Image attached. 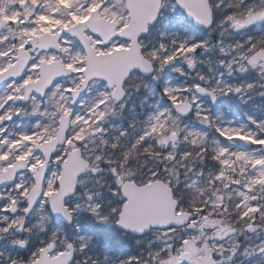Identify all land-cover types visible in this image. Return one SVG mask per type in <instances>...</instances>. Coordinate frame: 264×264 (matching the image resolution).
<instances>
[{
	"label": "rangeland",
	"instance_id": "1",
	"mask_svg": "<svg viewBox=\"0 0 264 264\" xmlns=\"http://www.w3.org/2000/svg\"><path fill=\"white\" fill-rule=\"evenodd\" d=\"M208 2L213 25L203 29L192 25L174 0H162L156 22L138 39L153 73L132 70L117 104L101 79L90 80L81 99L71 104L69 91L78 85L84 63L77 39L63 35L58 51L31 50L28 41L81 21L94 8L123 26L128 20L123 0H0V20L5 21L0 61L9 57L0 71L14 62L19 46L30 55V75L24 78V70L10 79L11 88L0 87V172L15 158L35 168L42 155L34 145L54 135L59 114L70 117L66 141L49 159L43 195L32 212L22 213L32 184L27 170L0 190V264L20 263L23 254L29 255L24 261L29 264L35 257L25 250L29 240L54 241V253L70 241L71 264H114L115 257L97 261L91 253L99 237L131 243V235L115 226L123 201L118 186L125 179L137 184L162 180L178 210L191 211L196 219L194 228H153L135 236L141 264H264V153L258 146L264 140V63L245 62L264 43V0ZM86 34L96 52L127 45L121 37L102 45L97 36ZM56 58L71 74L54 80L42 96L13 102L23 85L38 77L40 63ZM198 83L214 93L213 104L193 93ZM171 100L192 102V114H174ZM236 104L240 111L230 106ZM238 137L253 145H239ZM73 147L95 173L79 176L75 192L64 199L73 215V222L64 225L49 214L45 199L55 190L60 162ZM11 203L19 209L14 215L7 211ZM21 221L24 227L16 233Z\"/></svg>",
	"mask_w": 264,
	"mask_h": 264
},
{
	"label": "water",
	"instance_id": "2",
	"mask_svg": "<svg viewBox=\"0 0 264 264\" xmlns=\"http://www.w3.org/2000/svg\"><path fill=\"white\" fill-rule=\"evenodd\" d=\"M161 0H124L125 9L128 12L127 24L116 30L117 23L108 20L98 14L97 9H93L89 16L73 25L65 27L54 33H41L29 40L31 49H55L58 50V39L63 34L75 36L85 53V62L82 69V79L79 87L71 90L72 102L74 103L83 93L87 82L91 78L104 79L108 87H112L111 97L118 102L124 91L122 82L132 69L138 70L143 75H149L153 71V66L140 51L138 37L147 31L148 24H152L158 14ZM177 6L183 10L185 15L192 19L197 26L208 27L211 24V9L208 0H175ZM3 21L0 20V25ZM89 32L98 36L103 44H106L114 35L121 36L128 40L127 47L115 48L109 52L96 53L90 45L89 38L84 33ZM16 61L7 69L0 73V86L13 77H18L29 61V53L23 47L17 49ZM264 60V48L255 51L247 60L249 63ZM70 69L62 65L60 59L48 63H41L39 77L24 85L23 96L16 101H25L28 93L42 95L50 86L51 82L62 75H69ZM194 91L199 95L208 94L213 100V95L203 86L196 85ZM171 107L175 113L186 116L191 112L192 106L186 101H172ZM69 118L60 115L58 127L54 137L46 142H42L35 147L43 153L44 161L34 171V185L26 195L27 214L41 195V181L45 164L54 147L61 144L65 137ZM171 141H175V133L170 134ZM238 141L248 145L246 139L239 138ZM264 151V141L260 143ZM26 162L22 159H15L11 165L7 166L5 172L0 173V186L10 183L16 171L25 168ZM88 162L81 158L79 150L73 149L67 153L66 158L60 165V172L57 178V189L47 197V204L53 216L68 224L72 221L69 210L63 204V198L72 194L75 188L77 176L85 171ZM120 193L124 202L120 206L117 214L116 225L122 230L132 234L146 232L149 227L165 228L168 226H181L186 224L191 227L192 223H187L191 214L185 211L176 212L177 201L172 196L170 187L159 179L137 185L135 182L126 180L120 185ZM14 206V205H13ZM13 206L11 209H13ZM22 224L17 227L19 232ZM67 251L59 252L54 257H49L48 252L53 249V243L40 248L37 258L31 264H68L72 256V246L67 244ZM188 253L184 252L182 258L186 259Z\"/></svg>",
	"mask_w": 264,
	"mask_h": 264
},
{
	"label": "flooded vegetation",
	"instance_id": "3",
	"mask_svg": "<svg viewBox=\"0 0 264 264\" xmlns=\"http://www.w3.org/2000/svg\"><path fill=\"white\" fill-rule=\"evenodd\" d=\"M261 47H264V43H262V45L259 47V48H261ZM261 64L262 63H264V61L263 62H260ZM257 64H259V63H257ZM250 101H252V102H256L257 101V99L256 98H250L249 99ZM9 185H7V186H4V187H2V188H0V190H2L3 188H5V187H8ZM25 202H26V200H25V195H24V206H25ZM2 205H3V202H2ZM14 205V206H13ZM13 206V209H11V207ZM7 211L8 212H10L12 215H14V214H16V213H18L19 212V209H18V207H17V205L15 204V203H11L9 206H8V208H7ZM22 213H23V215H24V208L22 209ZM29 214V213H28ZM28 214H26V215H24V216H28ZM193 227H195L196 226V219H195V215L193 214ZM1 224V223H0ZM44 243H41V242H39V243H37V242H32L31 240H29L27 243H26V246H25V250H26V252L27 253H34L35 254V257H36V255H37V252H38V249L43 245ZM130 251V254H131V249L129 250ZM98 253H100L99 255L100 256H105V249L103 248V247H99L98 248ZM28 256L29 255H24L23 254V258H22V260H21V262L20 263H17V262H12V263H10V264H25L24 263V261H26V259L28 258ZM106 258H103V260H105ZM129 261V263L128 264H131V259H128Z\"/></svg>",
	"mask_w": 264,
	"mask_h": 264
},
{
	"label": "trees",
	"instance_id": "4",
	"mask_svg": "<svg viewBox=\"0 0 264 264\" xmlns=\"http://www.w3.org/2000/svg\"><path fill=\"white\" fill-rule=\"evenodd\" d=\"M197 123V121H195ZM138 247L135 245V243L132 241L131 238V264H141V260L138 258V256L135 254L137 253Z\"/></svg>",
	"mask_w": 264,
	"mask_h": 264
},
{
	"label": "bare ground",
	"instance_id": "5",
	"mask_svg": "<svg viewBox=\"0 0 264 264\" xmlns=\"http://www.w3.org/2000/svg\"><path fill=\"white\" fill-rule=\"evenodd\" d=\"M9 61V57H8V55H5L4 57H3V59L0 61V65L1 64H4V63H7ZM25 71H26V74H25V76H24V78L25 77H28L30 74H29V65H28V67L25 69ZM12 80H9L7 83H6V90L7 89H9V88H11L12 86H13V82H11ZM1 96V95H0Z\"/></svg>",
	"mask_w": 264,
	"mask_h": 264
}]
</instances>
